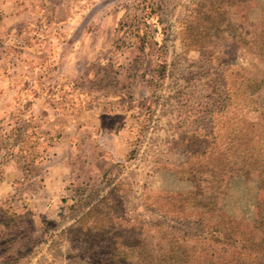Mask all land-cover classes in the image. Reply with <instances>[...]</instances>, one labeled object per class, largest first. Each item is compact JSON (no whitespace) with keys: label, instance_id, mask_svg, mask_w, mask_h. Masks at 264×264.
I'll return each mask as SVG.
<instances>
[{"label":"rangeland","instance_id":"rangeland-1","mask_svg":"<svg viewBox=\"0 0 264 264\" xmlns=\"http://www.w3.org/2000/svg\"><path fill=\"white\" fill-rule=\"evenodd\" d=\"M225 1L0 0V264L261 262L264 0Z\"/></svg>","mask_w":264,"mask_h":264},{"label":"trees","instance_id":"trees-1","mask_svg":"<svg viewBox=\"0 0 264 264\" xmlns=\"http://www.w3.org/2000/svg\"><path fill=\"white\" fill-rule=\"evenodd\" d=\"M239 1H244V0H239ZM227 4L228 3H232L230 0H226L225 1ZM222 4V3H221ZM219 4V10H220V5ZM216 12L218 11L217 8H215ZM216 15H218V13H216ZM253 132L250 134L246 133L243 134L240 136V139L243 140L246 144L245 145V148L243 149V151H248L249 149H251V146H250V143H256L260 145H263L264 144V128H262V126H259L258 128L256 129H252ZM60 136H56V138L58 139ZM252 159V158H251ZM264 162V160H263ZM250 165H254V162H250ZM81 187V186H79ZM77 203V202H76ZM78 206V204L76 205ZM264 221V218H262L261 222H259V224H263L262 222ZM2 223L0 222V225ZM3 225V224H2ZM262 238H261V243L264 244V230L261 234ZM259 247L262 246L261 248L259 249H256L255 250V254H256V258L257 257H261V262L260 260H258L259 262L256 263L255 260L253 259H250V257L246 258L243 260V262L241 260L238 261V264H262V262L264 261V246L263 245H258ZM258 259V258H257ZM145 264H189L188 260L186 259V252H177L176 253H172V254H169V255H166L163 257V259H160L158 262H146Z\"/></svg>","mask_w":264,"mask_h":264}]
</instances>
